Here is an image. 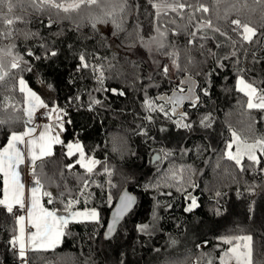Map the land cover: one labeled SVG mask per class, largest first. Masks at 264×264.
Instances as JSON below:
<instances>
[{
  "label": "trees",
  "instance_id": "16d2710c",
  "mask_svg": "<svg viewBox=\"0 0 264 264\" xmlns=\"http://www.w3.org/2000/svg\"><path fill=\"white\" fill-rule=\"evenodd\" d=\"M187 2L208 6L207 18L238 41V64L223 60L225 66L217 67V55L231 51L224 37L217 36L223 42L221 48L211 39L204 42V49L189 46L185 27L194 29L188 25V11L184 19L169 11L158 21L149 0H98L69 13L48 5L39 10L31 0H12V12L6 3L0 5L5 19L22 17L11 26L0 19V33L12 32L10 37L0 36V63L9 71L0 82V120L5 122L0 125V149L6 146L11 131L20 133L26 128L21 110L24 97L13 88L15 70H10L12 56L7 54L11 50L31 62L33 71L23 73L25 80L50 108L63 109L66 121L63 144L36 164L35 175L32 171V177L40 179L42 191L53 194L52 204L43 197L44 206L63 211L74 200L79 202L73 204V211L95 209L99 214L98 221L69 223L61 244L54 249L30 250L28 264H206L210 258L212 264H220L233 246L223 240L232 239L235 244L243 235L252 237V264H264V155L260 154L259 164L245 159L240 165L227 155L233 133L248 143L264 138V110L248 109L247 97L236 87L239 75L258 89L264 87V4L255 0ZM202 15L196 14L198 19ZM95 18L108 22L93 28ZM237 18L257 28L252 44L231 32L230 21ZM154 38L170 46L157 49ZM176 49L182 71L166 54ZM29 50L42 59L28 57ZM52 50L57 56L44 59ZM81 54L90 67L78 70ZM164 65L169 66L167 77L162 72ZM101 70L102 84L97 79ZM189 76L196 82L197 106L186 100L173 114V105L158 97L171 96L176 84ZM160 105L168 117L159 111ZM181 113L187 114L181 122L191 123V129L177 126ZM209 114V126H205L201 120ZM75 138L87 156L100 162L92 173L76 163V154L66 155L67 143ZM155 154L160 160L153 163ZM70 164L74 166L69 169ZM3 187L0 174V199ZM125 188L138 197L137 207L115 238L105 241L108 215ZM189 197L196 200L193 208ZM152 224L156 229L140 230L139 226ZM194 229L197 234L191 244L177 253H163L170 240L181 239ZM16 234L13 213L0 205V264H19L8 243Z\"/></svg>",
  "mask_w": 264,
  "mask_h": 264
},
{
  "label": "snow or ice",
  "instance_id": "6c2138e0",
  "mask_svg": "<svg viewBox=\"0 0 264 264\" xmlns=\"http://www.w3.org/2000/svg\"><path fill=\"white\" fill-rule=\"evenodd\" d=\"M33 6L39 10H42L45 5L49 7L56 8L57 10L63 11L64 13H69L72 11L79 10L82 6H91L98 3V0H74V2L65 3L63 0L57 2V0H31ZM258 4H264V0H255ZM7 4L8 12L13 11L12 0H0V5ZM149 3L152 4V7L155 8L156 11V19L159 21L161 15H167L169 11L173 13H177L181 19H184V12L188 11V25H190L194 30L188 31V26L185 27V33L188 36L187 44L189 46H197L200 49H204L205 43L208 40H216V47L221 48L223 46V42L217 39V36L224 37L225 41L228 42L231 46V51L225 53L223 56L217 55V67L223 68L225 65L223 64V60H233L235 63H239L240 54L236 49L237 40H233L232 37L228 34L227 31L222 30L220 27L215 26L211 19L207 18L209 13V7L203 3L191 4L188 3L187 0H160L159 3H154L153 0H149ZM123 11V8H121ZM203 14L201 18H197L196 14ZM108 16H111L112 13H108ZM0 19H4V22L11 26L15 22L22 20V17H17L15 20L13 19H5L2 14H0ZM108 21L103 18H95L92 23V27L95 28L97 23H107ZM51 21L49 22V27L51 26ZM171 23H175V20H172ZM231 32L235 33L240 41L246 44H252L254 42V38L257 37L258 30L257 28L251 26L248 22H244L241 19H232L230 21ZM160 32V28L156 29ZM176 32L173 31V35ZM12 32L8 33H0V36L5 38L10 37ZM161 37L165 36V33L160 32ZM154 43L157 49H167L170 45L166 44L163 39L155 40ZM151 50V49H150ZM178 49L172 52H166L167 55L172 57V64L178 70H183L178 63ZM9 56H12V60L10 62V70H15V80L16 83L13 85L14 90H17L19 93L23 94V107L22 111L24 117H26L24 123L27 126L32 123L34 113L38 109H45V114L51 118L53 113H62L63 109L58 106H53L49 110V105L41 99V96L37 94L36 91L33 90L32 87L29 86L28 82L25 80L23 73L24 72H32L33 68L31 66V62L24 59L23 56L13 55L12 51L9 50L7 53ZM203 55V51L201 52ZM209 54L211 50H209ZM28 57H33L35 60H40L42 57L36 56L32 51L27 52ZM57 56V52L52 50L50 52H46L44 59L49 57ZM79 60L81 61L80 65H78V70L81 68H89L90 65L85 61V56L81 54L79 56ZM189 64H193V60L189 58ZM158 67L159 64L157 65ZM93 72H96L98 69L93 66ZM247 69H238V72L246 71ZM162 72L165 77L169 74V66H162ZM9 75V71L4 70V66L0 63V82L5 80V77ZM208 76L211 73L207 74ZM39 79V78H38ZM97 79L100 83H103L104 73L101 70ZM171 83V81H170ZM41 86L44 85V81H40ZM185 85H187V94H185ZM48 89H53V85H46ZM237 90L244 93L247 99V108L248 109H260L264 110V87L257 88L254 83L247 82L243 75L238 76L237 80ZM114 93L117 91L116 89H112ZM204 95H208V88L202 89ZM194 92V82L191 77H187L179 81L178 84L172 89L171 96H161L158 99L166 100L169 104L173 105L172 113L176 114V108L179 105H182L184 101H191L192 107L197 106V102L199 101V97L193 94ZM123 95V92L119 93ZM95 103H100V101H95ZM146 104L153 111L156 108L150 101L146 100ZM159 111L163 112L166 117L169 116V113L165 111L164 106H159ZM187 114L181 113V120L177 121L178 127H183L187 129H191V123H182L181 121L186 119ZM150 119V118H149ZM210 122V114L206 116L201 123L205 126H209ZM5 122L0 120V125ZM71 123V121H68ZM55 126H58L61 130H63V121L60 115H57V118L54 122ZM165 129H161L164 131ZM53 126L52 125H43V131L39 133V136H34L36 132L35 127H26V130L23 132H15L11 131L8 142L6 146L0 149V174L3 176V198L0 199V205L5 206L8 213L14 214V207L18 206V209L21 211H25L26 215H17L16 216V224L18 225V234L13 235L11 239L8 241L10 245V249L15 252L18 259L22 262V264H27V252L29 250L36 249H54L61 241V238L64 236V230L68 226L71 221H77L78 218L84 217L90 220L98 221V212L93 209L91 211H72V207L74 203H78L79 201L69 200L63 209L64 212H67V215L58 214L59 209H48L42 203L43 197H48L47 203H53V194L48 191H42L43 185L41 184L40 179L37 177L35 180L36 187L31 189L30 196L26 197L25 195V185L21 181V165H24L26 160L32 166L33 175H35V166L36 162L39 160L43 162L45 157L51 156L52 146L54 144H63V141L60 139L59 132L55 135L52 134ZM233 137L238 141L236 137V133H233ZM21 145L26 146L25 148L20 147ZM232 143L228 144V158L234 160L237 165L241 164V158L243 156H247L249 161H252L254 164H259L260 159L257 156V151L261 155H264V138L257 139L251 144H244L241 147L240 143H237L236 146V154L233 155L230 149L232 148ZM68 157L73 156L76 153H79V159L76 161L82 168L86 170L87 173H92L94 166L100 163L99 161L87 158L83 151V146L77 142L72 143L69 142L66 145ZM159 159V157H157ZM74 165H67L69 169ZM105 172H108L109 176L111 173L107 168L104 169ZM111 183V181H109ZM88 186V181H84V187ZM114 186V185H113ZM63 195V193H61ZM192 200V205L196 204V200L193 197H189ZM109 203L111 204L112 196L109 194L108 197ZM136 203V198L128 194V192H124L119 197V205L115 209L112 223L108 227V235L111 236L113 232L116 230V224L118 221L123 218L126 213H129L133 206ZM186 210H191L186 209ZM141 231H146L148 229V225L139 226ZM237 240L248 239L246 238H236ZM223 243L233 245L227 252L223 254L221 257L220 264H227L225 257L229 259H234L235 264H252L251 262V249L247 245H241V243H235L232 239L225 238Z\"/></svg>",
  "mask_w": 264,
  "mask_h": 264
},
{
  "label": "rangeland",
  "instance_id": "374dc122",
  "mask_svg": "<svg viewBox=\"0 0 264 264\" xmlns=\"http://www.w3.org/2000/svg\"><path fill=\"white\" fill-rule=\"evenodd\" d=\"M238 80V79H237ZM236 87H237V81H236ZM242 93V92H241ZM244 94V93H243ZM245 95V94H244ZM248 99V98H247ZM51 108L49 107V110ZM55 117H52L50 118L51 121H54L56 120L57 118V113H55ZM60 135V139H61V134L59 133ZM238 138V137H237ZM237 143H240L241 147H243L244 144H251V143H248V142H244L242 141L240 138H238V141L237 140H233L232 142V148L230 149V151L232 152L233 155L236 154V146H237ZM229 149L227 150V153H228ZM257 156L260 158V153L259 151H257ZM247 159V156H243L241 158V163ZM194 205H191L190 208H193ZM148 229L150 230H154L156 229V225L155 224H152L151 226H148ZM200 230H202V227L199 228ZM197 230H192L191 232L187 233L186 236H183L181 239H175L173 241H169L168 243V246L166 247V249L164 250V254H169V253H177L179 252L180 250H182L183 248H185L186 246H188L189 244H191V242L193 241V239L195 238L196 239V232ZM246 237H250V236H241L240 238H246ZM237 243H241V245H247L250 249H251V259L253 258V248H252V239L248 240V239H243V240H238ZM251 244V246H250ZM233 247V246H232ZM231 247V248H232ZM225 260L227 261V264H235V260L234 259H229L227 257H225ZM206 264H212V260L211 258L206 262Z\"/></svg>",
  "mask_w": 264,
  "mask_h": 264
},
{
  "label": "crops",
  "instance_id": "0c3cea01",
  "mask_svg": "<svg viewBox=\"0 0 264 264\" xmlns=\"http://www.w3.org/2000/svg\"><path fill=\"white\" fill-rule=\"evenodd\" d=\"M35 114V113H34ZM60 114H62V113H59V115ZM55 113H53L52 115H51V118L52 117H55ZM52 122H55V120L54 121H52ZM52 125L51 123H45V124H42V125H40V126H36L34 123H33V121H32V123L31 124H28L26 127H35L36 128V132L34 133V136H36V137H38L39 136V133L41 132V131H43V125ZM25 130H26V128H25ZM24 130V131H25ZM65 130V127H64V124H63V131ZM57 133V131H55L54 129H53V131H52V134L53 135H55ZM60 134H61V140L62 141H64V137H63V135H62V132H59ZM77 142H79V140L78 139H74V141L72 142V143H77ZM80 143V142H79ZM81 144V143H80ZM56 145H58V144H54L53 146H52V152L54 151V148H55V146ZM20 147H22V148H25V150H26V146H24V145H21ZM83 151H84V149H83ZM85 153V152H84ZM76 155L78 156V159H79V153H76ZM85 156L87 157V158H91V157H89V156H87L86 155V153H85ZM49 157V156H48ZM46 158V157H45ZM44 158V159H45ZM93 159V158H92ZM38 162H40L39 160L36 162V164L38 163ZM2 175V174H1ZM3 177V176H2ZM21 181L24 183V185H25V195H26V197H28V196H30V193H31V189L33 188V187H36V183H35V179L32 177V166L28 163V161L26 160V162H25V164L24 165H21ZM2 198H3V195H2ZM42 203H43V198H42ZM44 204V203H43ZM73 211V210H72ZM81 212H84V211H81ZM58 214H62V215H67L68 213L67 212H64V211H59L58 212ZM18 215H26V212L25 211H20L19 212V214ZM82 221H95V220H90V219H86V218H84V217H80V218H78V220L77 221H71L70 223H72V222H82ZM65 231V230H64ZM17 234H18V225H17ZM244 236H247V235H244ZM248 236H250V235H248ZM251 237V236H250ZM251 239H252V237H251ZM62 240H63V237L61 238V241H60V243L58 244V245H60L61 244V242H62ZM57 245V246H58ZM56 246V247H57ZM250 246H251V244H250ZM252 246H253V244H252ZM36 250H41V251H46V250H52V248H49V249H36ZM30 251V250H29ZM28 251V252H29ZM28 252H27V254H28ZM251 262H252V259H251Z\"/></svg>",
  "mask_w": 264,
  "mask_h": 264
},
{
  "label": "water",
  "instance_id": "95a60500",
  "mask_svg": "<svg viewBox=\"0 0 264 264\" xmlns=\"http://www.w3.org/2000/svg\"><path fill=\"white\" fill-rule=\"evenodd\" d=\"M187 77H184L183 79H185ZM194 82V85H196V82L194 80H192ZM184 87H187V85H185ZM52 126H53V129L57 132H62L63 130H61L58 126H55L54 123H52ZM157 157H159V159H157ZM160 160V155L158 154H155L153 156V159H152V162L155 163L157 161ZM128 192L129 195L131 196H134L136 198V203L135 205L133 206V209L129 212V213H126L123 218H121L118 223L116 224V230L115 232H113L111 234V236L108 235V227L109 225L112 223V220H113V215H114V212H115V209L117 208V206L119 205V197L124 193V192ZM137 204H138V197L136 196V194H134L133 192H131L128 188H125L121 191V193L119 194L118 198L116 199L109 215H108V219H107V222H106V226H105V229H104V232H103V239L105 241H110L112 240L113 238H115V236L117 235V232H118V229L120 227V225L133 213V211L136 209L137 207Z\"/></svg>",
  "mask_w": 264,
  "mask_h": 264
},
{
  "label": "built area",
  "instance_id": "2783aa9c",
  "mask_svg": "<svg viewBox=\"0 0 264 264\" xmlns=\"http://www.w3.org/2000/svg\"><path fill=\"white\" fill-rule=\"evenodd\" d=\"M46 110L45 109H38L35 114H34V117H33V123L36 125V126H40L42 124H45V123H51V119L45 114ZM60 116L62 117V121H63V124L65 123V118H64V114H60ZM14 214H13V218L14 220L16 221V216L19 214V212L21 210L18 209V206L17 207H14ZM11 252L13 254H15V252L13 250H11ZM27 259V257H26ZM18 263L19 264H22V262L18 259ZM27 264H28V259H27Z\"/></svg>",
  "mask_w": 264,
  "mask_h": 264
},
{
  "label": "bare ground",
  "instance_id": "6f19581e",
  "mask_svg": "<svg viewBox=\"0 0 264 264\" xmlns=\"http://www.w3.org/2000/svg\"><path fill=\"white\" fill-rule=\"evenodd\" d=\"M52 123H54V122H51V124H52ZM65 124H66V121H65L64 125H65Z\"/></svg>",
  "mask_w": 264,
  "mask_h": 264
}]
</instances>
